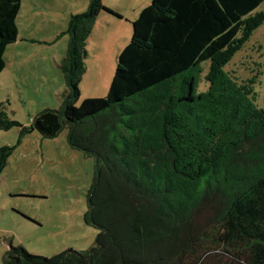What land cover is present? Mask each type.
I'll use <instances>...</instances> for the list:
<instances>
[{
    "label": "trees",
    "instance_id": "1",
    "mask_svg": "<svg viewBox=\"0 0 264 264\" xmlns=\"http://www.w3.org/2000/svg\"><path fill=\"white\" fill-rule=\"evenodd\" d=\"M263 1L151 0L132 21L107 94L79 105L86 39L101 11L119 15L101 0L70 15L61 105L37 112L31 128L53 138L66 127L68 144L93 158L85 219L99 233L87 250L51 257L10 245L3 264H181L185 254L199 264L209 250L195 261L200 245L187 233L205 207L230 264H264V109L253 80L223 70L264 21L255 11ZM21 2L0 0V72ZM205 61L208 86L196 92ZM12 127L22 126L0 103V129ZM11 151L0 148V173Z\"/></svg>",
    "mask_w": 264,
    "mask_h": 264
},
{
    "label": "rangeland",
    "instance_id": "2",
    "mask_svg": "<svg viewBox=\"0 0 264 264\" xmlns=\"http://www.w3.org/2000/svg\"><path fill=\"white\" fill-rule=\"evenodd\" d=\"M101 1L105 7L123 15L101 11L94 21L85 42V72L79 82L76 105L86 98L107 94L118 52L129 43L132 21L139 15L133 12L136 7H125L123 0ZM138 1L145 6L151 2ZM21 3L16 18L20 33L15 43L7 46L6 66L0 72L2 108L22 126L0 129V148H12L0 173V264L10 245L51 257L68 248L87 250L99 233V229L85 219L94 175L93 158L68 144L66 127L53 138H44L31 128L32 117L37 112L59 109L61 105L65 84L58 64L66 55L64 32L70 15L86 11L89 2L22 0ZM255 11H264V1ZM201 67L196 92L208 86L204 76L209 62L205 61ZM223 70L239 83L253 80L254 103L264 109V21L252 31ZM198 212L201 216L195 217L194 230L187 233L194 238L196 246L200 245L195 261L208 249L199 264L232 263L220 254L216 247L218 241L217 245L212 243L213 239H218L213 210L205 207ZM186 259L185 254L181 264H187Z\"/></svg>",
    "mask_w": 264,
    "mask_h": 264
},
{
    "label": "crops",
    "instance_id": "3",
    "mask_svg": "<svg viewBox=\"0 0 264 264\" xmlns=\"http://www.w3.org/2000/svg\"><path fill=\"white\" fill-rule=\"evenodd\" d=\"M124 1V3H123V5L125 6V7H136L135 9H134V13H136V15H137V13L139 14L140 13V11L142 10V8L143 7H145V5L146 4H143L142 2H140V1H138V0H123ZM151 1V0H150ZM22 4V3H21ZM21 7V6H20ZM120 13V14H119ZM118 14L120 15V16H122L123 14L121 13V12H119ZM138 16V15H137ZM136 19V18H135ZM17 24V23H16ZM17 29H18V36H19V33H20V29H19V27H18V25H17ZM18 39V38H17ZM21 39H25V38H21ZM26 39H29V38H26ZM15 43V42H14ZM14 43H12V44H14ZM121 51V50H120ZM119 51V52H120ZM118 52V53H119ZM4 55V54H3ZM6 66V65H5Z\"/></svg>",
    "mask_w": 264,
    "mask_h": 264
}]
</instances>
